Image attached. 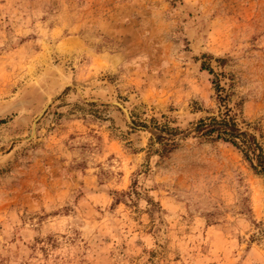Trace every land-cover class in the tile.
<instances>
[{"label": "rangeland", "instance_id": "obj_1", "mask_svg": "<svg viewBox=\"0 0 264 264\" xmlns=\"http://www.w3.org/2000/svg\"><path fill=\"white\" fill-rule=\"evenodd\" d=\"M227 109L264 147V0H0V264H264Z\"/></svg>", "mask_w": 264, "mask_h": 264}, {"label": "trees", "instance_id": "obj_2", "mask_svg": "<svg viewBox=\"0 0 264 264\" xmlns=\"http://www.w3.org/2000/svg\"><path fill=\"white\" fill-rule=\"evenodd\" d=\"M202 70H207L211 75L214 72L202 64ZM214 89L220 95L223 88L217 78L213 81ZM220 102L223 98L218 96ZM194 131L200 137L209 138L216 141H223L235 147L241 152L244 159L250 164L253 171L264 176V147L260 145L256 137L239 128L230 110L218 115L200 119L194 126Z\"/></svg>", "mask_w": 264, "mask_h": 264}]
</instances>
